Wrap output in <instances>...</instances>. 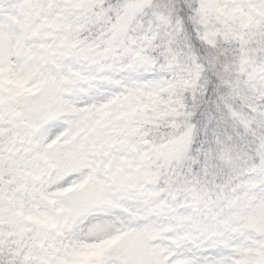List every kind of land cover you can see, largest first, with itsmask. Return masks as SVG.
<instances>
[{
	"label": "snow or ice",
	"instance_id": "obj_1",
	"mask_svg": "<svg viewBox=\"0 0 264 264\" xmlns=\"http://www.w3.org/2000/svg\"><path fill=\"white\" fill-rule=\"evenodd\" d=\"M0 11V264H264V0Z\"/></svg>",
	"mask_w": 264,
	"mask_h": 264
},
{
	"label": "rangeland",
	"instance_id": "obj_2",
	"mask_svg": "<svg viewBox=\"0 0 264 264\" xmlns=\"http://www.w3.org/2000/svg\"><path fill=\"white\" fill-rule=\"evenodd\" d=\"M16 3V0H0V11L12 12V5Z\"/></svg>",
	"mask_w": 264,
	"mask_h": 264
}]
</instances>
